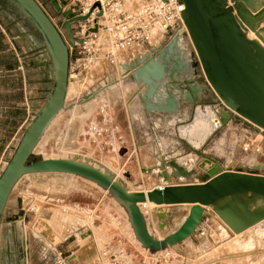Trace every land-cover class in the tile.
Instances as JSON below:
<instances>
[{
    "label": "rangeland",
    "instance_id": "1",
    "mask_svg": "<svg viewBox=\"0 0 264 264\" xmlns=\"http://www.w3.org/2000/svg\"><path fill=\"white\" fill-rule=\"evenodd\" d=\"M39 1L68 39L64 25V1L55 0L62 8L61 12L55 9L54 0ZM257 1L250 0L247 11H242L251 20L252 26L243 24L240 17L236 20L241 32L264 48V4L258 6ZM234 15L238 16L236 11ZM30 32L31 28L19 21L17 14L0 0V173L24 128L45 101V95L41 99L35 98L30 105L26 99L33 95L37 97L36 83L30 81L38 79L39 68L43 67L34 48L39 40ZM166 42L167 38H161L157 40V46L161 48ZM45 66L48 69V65ZM95 74L86 84L71 83L67 105L83 102L86 97H91L88 93H104L86 112L63 111L38 145L31 161L83 155L115 171L131 185L132 190L162 185L157 173L147 172L160 167L161 160L164 163L174 162L189 173L192 180H201L207 173L210 167L206 166V161L218 163L226 172L264 176V169L252 167L264 163L263 128L240 116L215 129L206 141L195 144L179 137L177 132L180 125L193 120L195 112L192 117L180 120L170 118L151 135L145 126L137 125L134 134L129 128L130 111L124 103L128 92L136 85L132 84L124 94L117 88L104 90L106 85L115 83L120 76H127L130 72L102 64ZM46 79L51 85V77ZM209 110L212 109L202 111L208 113ZM106 117L107 126L116 128L114 133H106L104 142L108 144L86 143L84 131L89 120L95 118L103 123ZM253 139L261 146L259 154L244 151L243 145ZM57 175L26 176L16 186L3 219V231L7 227L9 231L10 255L2 253L5 249L2 240L0 264H58V253L70 256L69 246L72 245L78 246L76 250L80 253H88L91 260L89 258L84 264H90L95 259V245L106 247L114 239L122 240L129 249H143L132 233L124 210L102 189L74 176ZM172 181L178 184L186 182L177 178ZM251 196L240 194L244 199ZM14 204L18 205V211L9 218V208ZM25 206L30 209L26 215L22 210ZM249 206L252 210L264 207V198H253ZM190 207L153 206L143 208V212L150 232L164 238L181 226ZM201 224L193 236L162 254V257L165 256L163 264H264V221L231 236V230L219 219L214 205H210ZM31 250L35 257L30 262L27 253Z\"/></svg>",
    "mask_w": 264,
    "mask_h": 264
},
{
    "label": "water",
    "instance_id": "2",
    "mask_svg": "<svg viewBox=\"0 0 264 264\" xmlns=\"http://www.w3.org/2000/svg\"><path fill=\"white\" fill-rule=\"evenodd\" d=\"M13 10L19 21L31 28L39 40V50L46 53L51 85L45 101L33 115L0 173V231L10 197L26 176L42 174L70 175L95 184L108 192L127 215L136 239L152 255L181 244L194 235L201 225L205 210L223 198L235 194L264 198V176L226 172L221 167L210 170L200 182L168 184L170 175L163 160L158 176L164 185L150 191H131L127 182L109 167L92 163L83 155L31 161L55 119L72 109L67 105L75 38L66 11L65 29L61 31L39 0H2ZM186 6L185 22L191 40L190 50L182 49L180 36H174L155 56L145 55L136 63L123 65L139 89L143 109L151 114L177 117L183 104L192 105L193 114L202 106H219L215 113L221 126L240 116L264 129V88L259 87L255 74L264 80V48L250 41L236 18L247 11L250 0H182ZM55 9L62 8L53 1ZM234 11L237 15L235 17ZM264 12V11H262ZM246 17V16H245ZM248 18V17H247ZM187 39V37H184ZM215 92L214 102L203 101L204 95ZM96 93L83 102L95 99ZM197 152V151H196ZM199 153V152H197ZM148 173L149 170L147 171ZM129 177V176H128ZM190 205L188 216L172 234L158 238L150 233L141 205Z\"/></svg>",
    "mask_w": 264,
    "mask_h": 264
},
{
    "label": "built area",
    "instance_id": "3",
    "mask_svg": "<svg viewBox=\"0 0 264 264\" xmlns=\"http://www.w3.org/2000/svg\"><path fill=\"white\" fill-rule=\"evenodd\" d=\"M63 1L65 12L72 11L70 18H81L72 23L75 42L72 47L70 83L86 84L93 79L96 69L102 64L122 69V65L136 63L145 55L155 56L176 35L181 39L186 36L187 48L190 47L191 40L185 22L186 6L182 0ZM161 38H167V42L160 48L157 40ZM138 47L143 51L137 50ZM87 95L91 96L90 93ZM103 119V123L95 118L89 120L84 131L86 143L99 146L108 144L104 142L105 135L110 131L114 133L116 128L107 126V117ZM243 148L245 152L261 153V146L256 143V139L247 141ZM22 210L26 215L30 209L25 206ZM205 214L206 210L204 217ZM95 250L97 264H163L165 256L162 257V254L167 251L152 255L143 249L132 250L120 239L112 240L106 247L96 244ZM71 261L70 256L58 253V264H71Z\"/></svg>",
    "mask_w": 264,
    "mask_h": 264
},
{
    "label": "bare ground",
    "instance_id": "4",
    "mask_svg": "<svg viewBox=\"0 0 264 264\" xmlns=\"http://www.w3.org/2000/svg\"><path fill=\"white\" fill-rule=\"evenodd\" d=\"M263 4H264V0H258L257 1L258 6H261ZM242 18H244L246 21V22H244V20H241V22L243 24H247L250 26L253 25L249 18H247L245 16H242ZM250 41H252V40H250ZM179 44H180L182 49H185L188 47L187 39H185V38L184 39L180 38ZM140 49H141V47H138L137 50H140ZM141 50L143 51V49H141ZM122 68H123V65H122ZM254 77H255V80L258 83L259 87L264 88V80L257 74H255ZM128 78L130 79L129 81H131L134 85H136V82L130 73L127 76H124V75L120 76V78L115 83L106 85L104 90L110 91L112 88V87H110L111 85L124 83ZM70 85H71V83L69 84L68 92L70 90ZM117 89L119 91H121V88H117ZM113 92H116V91H113ZM100 97H101V91H99V93H96L95 99L85 101V102H78L76 104H73L72 110L75 111L76 114H81L82 111L86 112L90 109L93 102L97 101ZM207 112L208 113H204V111H202L200 108H198L196 113H195L193 120L190 123L180 125L177 128V132H178L179 137H181L185 140H189L191 142H194L195 144H199L200 142L206 141L207 138L213 133V131L215 129L220 128V126H221V123H220L219 118L217 117L216 113L212 110H209ZM201 145H202V143H201ZM197 147H199V146H197ZM87 159L92 161V163L97 164L91 158H87ZM206 163H207L206 166L210 167L209 170L211 172H214L220 168V165L218 163L210 162V161H206ZM104 166H106V165H104ZM252 167L264 169V163L254 165ZM165 168L170 175V179H169L168 184H171V185L178 184V183H175V184L171 183L174 178L179 179V181L180 180H186V182H184V183H191V182L198 183V182H200L199 179H196V180L189 179V176H190L189 173H187L184 169L180 168L178 165H176L172 161L165 163ZM113 172L116 173L115 171H113ZM149 172L158 174L160 172V169H159V167L154 168V169H150ZM160 181L162 182V185H164V181L162 178L160 179ZM129 188L131 191H133L131 189V187H129ZM44 193H45V191H44ZM104 193L106 195H108L107 191H104ZM41 198H42V196H41ZM253 198H255V197L251 196L250 198L244 199V198H241L239 194H235L234 196L223 198L220 201H218L216 204H214V209L216 211L217 216L231 230V233H232V234H230L231 236L234 234L235 235L241 234V233L245 232L246 230H248V228L250 229V226L255 225V224L257 225V224L264 221L263 220L264 219V207L263 206H260L256 210L250 209L249 204L253 201ZM153 206L163 207L166 205H156L154 203L147 202V203L141 205V209L143 211V208L153 207ZM127 220H128V218H127ZM148 229H149V227H148ZM149 231H150V229H149ZM132 233L134 235L133 230H132ZM150 233L153 234L152 232H150ZM153 235L156 236L155 234H153ZM134 237H135V235H134ZM158 238H160V237H158ZM135 239H136V237H135ZM138 243L141 245V243L139 241H138ZM173 248H170V249H173ZM144 251H146V250L144 249ZM159 253H162V252H159Z\"/></svg>",
    "mask_w": 264,
    "mask_h": 264
},
{
    "label": "crops",
    "instance_id": "5",
    "mask_svg": "<svg viewBox=\"0 0 264 264\" xmlns=\"http://www.w3.org/2000/svg\"><path fill=\"white\" fill-rule=\"evenodd\" d=\"M39 44H37L34 48L35 50L38 51V56L40 58V61H42L43 63V67L39 68V75H38V79L34 80V81H30V83H36V94L37 97L35 95H33L34 97H30V98H26L27 102H29L28 104H31V101L36 99H41L44 95H45V91L49 88V81L46 79L47 76L50 77V72H49V68H47V66H45V64L47 63V57H46V53L43 50H39ZM36 57V56H34ZM39 62V61H38ZM47 65V64H46ZM133 83L131 81H125L124 83H120V84H114L111 85L110 87L112 88H121V93L124 94V92L128 91L130 89V86ZM117 85V86H116ZM134 85V84H133ZM124 86V87H123ZM111 88V90H112ZM70 91V90H69ZM138 92L139 89L137 86L132 87L131 90L128 92V95L126 97V101H125V106H127L128 111H130L128 114L131 118V122H130V130L132 133L135 134L136 130H137V125H142L145 126V128L148 130L147 133H149V135H151V133H156L155 131L157 130L158 127H162L163 125H165L170 118H174L175 120H180L181 118H187V117H192L193 116V107L192 105H188V104H183L180 114L177 117L174 116H170V115H166V114H158V113H147L138 98ZM104 93V91L101 92V95ZM33 94V93H31ZM35 94V93H34ZM216 99H218V96L216 95V93L213 91H211V93H208L206 95H204L203 101H207V102H214ZM94 104V103H93ZM92 104V106H93ZM206 108H210L212 109V111H215V109H219V106H202L201 110L206 109ZM56 120V119H55ZM237 120V119H236ZM245 125H247V123H244ZM53 125V123H52ZM51 125V127H52ZM50 127V128H51ZM49 128V129H50ZM57 176H70V175H57ZM66 178V177H65ZM172 184H175V181L171 182ZM178 183V182H176ZM129 185V184H128ZM131 185H129L130 187ZM157 186H154L152 188L149 189H140V190H133V191H150L153 188H155ZM132 189V188H131ZM18 205H12L10 209V214H9V218H12L13 215H15V213L18 211L17 207ZM6 214V211H5ZM4 224V221H3ZM9 231H8V227L6 229V231H3V225L0 231V242L3 240L5 243V249L2 250L3 254H6L8 257L10 255V239H9ZM78 246L72 245L69 246L70 248V257L73 258V260L71 261V264L75 263V264H84L85 261L89 260L90 256L88 255L87 252L85 253H80L78 250H76ZM95 251V259L93 258V261L90 262V264H97V255H96V250ZM24 257H25V252L23 253ZM28 254V258L31 261H34V257H35V253L33 250H31ZM91 260V258H90ZM83 262V263H82Z\"/></svg>",
    "mask_w": 264,
    "mask_h": 264
}]
</instances>
